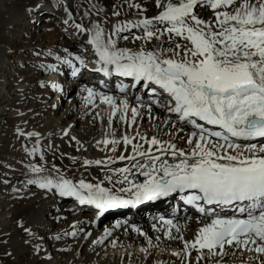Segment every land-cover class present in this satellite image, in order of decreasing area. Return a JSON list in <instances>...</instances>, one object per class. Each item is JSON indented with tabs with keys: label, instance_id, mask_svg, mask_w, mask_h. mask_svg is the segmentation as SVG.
Instances as JSON below:
<instances>
[{
	"label": "snow or ice",
	"instance_id": "6c2138e0",
	"mask_svg": "<svg viewBox=\"0 0 264 264\" xmlns=\"http://www.w3.org/2000/svg\"><path fill=\"white\" fill-rule=\"evenodd\" d=\"M84 2L82 12L73 0L55 5L64 17L63 31L72 29L71 36L82 38L79 50L33 55L55 62L39 65L47 73L66 68L74 77L81 69L99 74L98 83L80 85L79 99L93 119L106 120L104 136L95 142L105 155L68 159L80 160L85 169L95 166L103 178H69L54 161L49 164L39 132L17 128L26 142L25 157L33 158L24 164L20 183L45 196L72 198L98 216L171 197L188 212L157 217L152 228L160 233L157 241L162 236L181 243L171 255L182 264H227L225 257L237 252L251 254L239 264H264V0H152V15L138 0H120L110 13L97 0ZM41 7L37 2L26 13L31 17ZM84 52L91 53L90 62ZM51 88L63 91L55 82ZM145 118L149 129L142 131ZM70 128L62 136L68 137ZM70 140L77 152L87 151L76 137ZM190 220L197 227L186 239ZM17 227L31 238L25 244L43 240L22 221ZM69 227L54 239L90 235L78 223ZM111 236L105 228L91 244ZM146 239L149 247H159ZM41 250L34 244L35 254Z\"/></svg>",
	"mask_w": 264,
	"mask_h": 264
},
{
	"label": "bare ground",
	"instance_id": "6f19581e",
	"mask_svg": "<svg viewBox=\"0 0 264 264\" xmlns=\"http://www.w3.org/2000/svg\"><path fill=\"white\" fill-rule=\"evenodd\" d=\"M37 2L42 7L38 11L34 9L29 17L26 9L34 8ZM97 2L110 13L111 6L120 3V0ZM138 2L147 9L148 15L154 14L152 0ZM73 3L81 5V12L87 8L84 0H73ZM55 5L56 0H0V264H182L181 259L171 255L172 251L180 250L181 243L165 240L162 236L157 241L156 236L160 233L152 228L157 217L154 219L153 214H148L145 218V213L153 208L162 210L167 208L163 204L177 205V199L162 198L157 200L156 205L149 203L148 207L140 211H126L123 215L133 218V221L121 225L123 215L98 216L90 206L80 207L72 198L62 201L61 208L52 214L60 197L52 194L45 196L34 186L25 187L20 183L24 179V164L33 158L25 157L26 142L23 137L17 136V128L26 132H39L49 164L54 161L69 178L79 180L86 173V181L95 182L97 178H103V172L95 166L85 169L80 166V160L73 164L68 157L103 158L105 153L95 146V142L104 136L106 120L103 123L96 121L86 113L79 99L80 88H72L69 85H73V81L63 79V76L71 74L70 70L63 68L57 73H47L39 65L55 62L51 58L33 55L34 51L46 52L63 47H69L74 52L79 50L82 38L71 36L72 29L68 30L69 34L63 31L64 17ZM13 28L14 32H11ZM17 42L20 43L19 46ZM123 43L132 46L129 42ZM82 55L86 62H90V52ZM9 64L11 73L6 82L3 73ZM83 70L90 75L99 76L87 69ZM75 77L78 78V84L84 83L81 74ZM41 81L48 86L41 88ZM53 82L61 84L63 91L53 90ZM113 83L116 80H112V87L115 85ZM53 104L55 108L52 107ZM103 107L99 106L102 115ZM69 125V136H62V130ZM148 129L149 122L145 118L141 130ZM119 134L118 131L117 135ZM151 134L149 131V135ZM72 136L87 151L81 149L77 152L78 145L70 140ZM33 142H28V146L31 147ZM49 144L51 148L47 147ZM61 153L65 155L61 156ZM34 159L38 161V157ZM13 187L20 191L13 192ZM160 204L162 206L158 207ZM149 219H152L151 222ZM17 221H22L25 226L42 236L43 240L25 244L24 241L31 238L17 227ZM89 221L93 223L90 224ZM73 223H78L90 233L87 239L82 234L75 238L64 237L59 241L54 239L58 233L71 231L69 226ZM117 224L119 226L114 227ZM129 225H135L146 236L132 232ZM196 227L194 221H188V227L183 231L186 239L194 234ZM105 228L112 232V236L102 244L93 246L91 241L103 236ZM146 238H150L153 245L158 243L159 247H149ZM112 240L116 241L115 246L111 243ZM34 244L41 246L39 254L34 253ZM141 248L147 249V253L140 251ZM249 255L251 254L244 253L242 257L237 252L234 256L225 257V261L227 264H239L241 258Z\"/></svg>",
	"mask_w": 264,
	"mask_h": 264
},
{
	"label": "rangeland",
	"instance_id": "374dc122",
	"mask_svg": "<svg viewBox=\"0 0 264 264\" xmlns=\"http://www.w3.org/2000/svg\"><path fill=\"white\" fill-rule=\"evenodd\" d=\"M46 1V0H45ZM39 2H42V1H39ZM46 20V19H45ZM53 26L55 27L56 26V24H53ZM16 28V27H15ZM11 32H14V28L11 30ZM18 43V42H17ZM20 45V43H18V46ZM14 49H16V48H14ZM72 50V49H71ZM74 51V50H73ZM10 64H9V66H7L6 68H5V70H4V73H3V78H5L4 80L6 81V80H8L9 79V75H10ZM7 82V81H6ZM86 176H87V173L86 174H84L83 176H81L79 179H81V178H83V179H85L86 178ZM55 206H57V208H54L53 209V211L51 212L52 214L53 213H55L56 212V209L58 210V209H60L61 208V206H62V202L61 201H59V202H57V204L55 205Z\"/></svg>",
	"mask_w": 264,
	"mask_h": 264
}]
</instances>
